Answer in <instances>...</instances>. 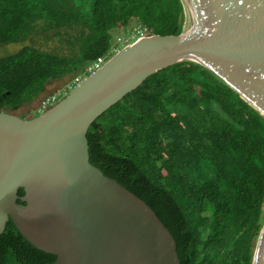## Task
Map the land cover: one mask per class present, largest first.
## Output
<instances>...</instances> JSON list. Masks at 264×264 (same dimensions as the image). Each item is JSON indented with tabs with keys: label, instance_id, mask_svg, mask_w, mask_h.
Masks as SVG:
<instances>
[{
	"label": "trees",
	"instance_id": "16d2710c",
	"mask_svg": "<svg viewBox=\"0 0 264 264\" xmlns=\"http://www.w3.org/2000/svg\"><path fill=\"white\" fill-rule=\"evenodd\" d=\"M133 23L147 34L179 35L186 3L0 0V50L38 38L61 48L27 45L0 56V112L20 116L48 85L69 86L108 61L119 49L114 32ZM87 139L91 164L152 208L180 264L253 263L264 226V116L210 69L185 60L156 72L99 117ZM56 260L8 221L0 264Z\"/></svg>",
	"mask_w": 264,
	"mask_h": 264
},
{
	"label": "water",
	"instance_id": "95a60500",
	"mask_svg": "<svg viewBox=\"0 0 264 264\" xmlns=\"http://www.w3.org/2000/svg\"><path fill=\"white\" fill-rule=\"evenodd\" d=\"M184 1L181 34L150 33L124 47L39 116L0 112V236L12 220L54 264H180L152 208L91 164L87 134L145 80L185 60L264 116V0ZM252 264H264V226Z\"/></svg>",
	"mask_w": 264,
	"mask_h": 264
},
{
	"label": "rangeland",
	"instance_id": "374dc122",
	"mask_svg": "<svg viewBox=\"0 0 264 264\" xmlns=\"http://www.w3.org/2000/svg\"><path fill=\"white\" fill-rule=\"evenodd\" d=\"M136 29H140V28H138V26L135 23H133L128 29L122 28V29H118V30H116V32H114L116 41L118 43H120L119 44V50H122L124 47L127 46L126 41L129 39L130 35ZM119 39H120V41H119ZM34 41H36L34 43V45L30 41H27L25 43L22 42V43L10 44V45H8V46H6L0 50V56H7V55L15 54L16 52L20 51L24 46H27V45H30V46L32 45V46H35L36 48H41L43 50L50 51V52H52V51L59 52L60 47H59V44L57 43V41H44L41 38H38ZM130 44H132V43H130ZM67 83H69V82L63 81V82H56V83H52V84L48 85L47 91L42 98H39L38 100H36L32 104H30L29 106L24 107L21 111H18V114L22 113V114H20V116H22V118H30V117H33V115L39 116L41 113H38L35 110H38L40 103L46 97L57 95L62 100L63 98H65L68 95L67 94L66 96H64V90L67 88ZM25 113L27 114V116Z\"/></svg>",
	"mask_w": 264,
	"mask_h": 264
},
{
	"label": "built area",
	"instance_id": "2783aa9c",
	"mask_svg": "<svg viewBox=\"0 0 264 264\" xmlns=\"http://www.w3.org/2000/svg\"><path fill=\"white\" fill-rule=\"evenodd\" d=\"M146 35H147L146 30L136 29L130 35L129 39L126 41V45L127 46L130 45L131 41H133V40L137 41L138 39H140V38H142V37H144ZM119 41H120V39H119ZM119 51H120L119 49L114 47L112 53L116 54ZM106 62L107 61H106L105 58H100L95 63L90 65L88 68H86L85 75H83L82 77L76 78L74 83H72L71 85L67 86V88L64 90V96L69 94L75 87L79 86L86 77H88V76L94 74L96 71H98ZM62 100L57 95L45 98L40 103V106H39L37 112L38 113H44L46 111H49L50 109L55 107L57 104H59Z\"/></svg>",
	"mask_w": 264,
	"mask_h": 264
}]
</instances>
